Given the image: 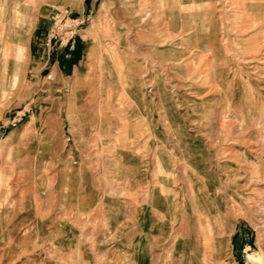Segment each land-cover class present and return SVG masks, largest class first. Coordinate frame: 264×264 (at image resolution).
Masks as SVG:
<instances>
[{"label":"rangeland","instance_id":"rangeland-1","mask_svg":"<svg viewBox=\"0 0 264 264\" xmlns=\"http://www.w3.org/2000/svg\"><path fill=\"white\" fill-rule=\"evenodd\" d=\"M256 257L264 0H0V264Z\"/></svg>","mask_w":264,"mask_h":264},{"label":"crops","instance_id":"crops-1","mask_svg":"<svg viewBox=\"0 0 264 264\" xmlns=\"http://www.w3.org/2000/svg\"><path fill=\"white\" fill-rule=\"evenodd\" d=\"M160 18H161V16H160ZM160 23V22H159ZM158 26H159V24H158ZM150 38V37H149ZM150 40H151V38H150ZM158 51H159V49H158ZM135 100V99H134ZM107 136H108V134H107ZM111 136H109V138H110ZM123 139H125V137L123 138L122 137V139L120 138V136H116V137H113L112 138V141H114V142H116L118 145H119V143H118V141H122ZM129 139V137L127 138V136H126V140H128Z\"/></svg>","mask_w":264,"mask_h":264},{"label":"bare ground","instance_id":"bare-ground-1","mask_svg":"<svg viewBox=\"0 0 264 264\" xmlns=\"http://www.w3.org/2000/svg\"><path fill=\"white\" fill-rule=\"evenodd\" d=\"M207 33V32H206ZM204 35H206V34H204ZM215 53V52H214ZM217 53V52H216ZM173 86V85H172ZM176 86V85H175ZM252 262L253 263H256V264H264V261L263 260H261V258H252Z\"/></svg>","mask_w":264,"mask_h":264}]
</instances>
